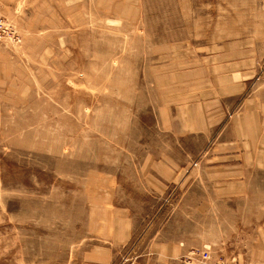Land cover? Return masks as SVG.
<instances>
[{
    "label": "rangeland",
    "instance_id": "obj_1",
    "mask_svg": "<svg viewBox=\"0 0 264 264\" xmlns=\"http://www.w3.org/2000/svg\"><path fill=\"white\" fill-rule=\"evenodd\" d=\"M0 17L21 36L0 39V264H264V0ZM167 169L202 181V207L178 206L199 200L185 180L154 187Z\"/></svg>",
    "mask_w": 264,
    "mask_h": 264
},
{
    "label": "crops",
    "instance_id": "obj_2",
    "mask_svg": "<svg viewBox=\"0 0 264 264\" xmlns=\"http://www.w3.org/2000/svg\"><path fill=\"white\" fill-rule=\"evenodd\" d=\"M228 156H230L229 154H227ZM219 155H216V157ZM220 156H223L220 155ZM239 168H242L241 164H233ZM182 167H180L179 169H181ZM166 175H162L159 174L158 178L154 179L155 185L154 187L158 188V191H160L161 189H165L167 187H169V184L171 181H173L174 179L176 180H182L185 182H187L189 184V186L192 185V188L190 190L195 191L196 193L200 192V189L203 187L201 184V180H197V181H193L191 183V178H192V174L190 172L184 171V170H179V171H171V170H166ZM211 172L213 173L212 176L214 177L215 175H222V171L218 170V169H214V170H204L203 171V175H206V177L208 179H211V177H209L208 175L211 174ZM201 173V170L198 171V174ZM245 175V168L243 166V169H239V176L240 177H234L233 178V183H229L227 184V186H223L222 181H220V184L218 186H216L214 184L213 188L215 190V192H219V198H222V193L224 191L228 192L227 194H237L242 192V190L245 189L244 183H243V177H241ZM202 196L199 195V200L194 204V203H187L186 200L179 202L178 206L182 207V209L185 211L190 210V209H197L199 207H202L204 204L202 203V201L204 199H201ZM177 205V204H175ZM167 206V205H166ZM170 206V207H169ZM169 209L171 208V204L169 205ZM170 213V210H168V214Z\"/></svg>",
    "mask_w": 264,
    "mask_h": 264
},
{
    "label": "built area",
    "instance_id": "obj_3",
    "mask_svg": "<svg viewBox=\"0 0 264 264\" xmlns=\"http://www.w3.org/2000/svg\"><path fill=\"white\" fill-rule=\"evenodd\" d=\"M0 39H9L15 42L21 40L20 33L16 26L4 17H0ZM205 256H208V251L205 250Z\"/></svg>",
    "mask_w": 264,
    "mask_h": 264
}]
</instances>
